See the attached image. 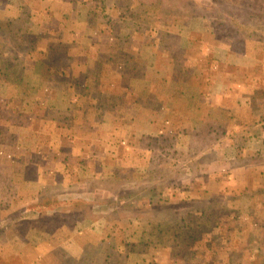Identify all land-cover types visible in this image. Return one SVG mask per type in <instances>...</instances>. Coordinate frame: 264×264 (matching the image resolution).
Wrapping results in <instances>:
<instances>
[{
    "label": "rangeland",
    "instance_id": "374dc122",
    "mask_svg": "<svg viewBox=\"0 0 264 264\" xmlns=\"http://www.w3.org/2000/svg\"><path fill=\"white\" fill-rule=\"evenodd\" d=\"M252 2L0 0V264H264Z\"/></svg>",
    "mask_w": 264,
    "mask_h": 264
},
{
    "label": "crops",
    "instance_id": "0c3cea01",
    "mask_svg": "<svg viewBox=\"0 0 264 264\" xmlns=\"http://www.w3.org/2000/svg\"><path fill=\"white\" fill-rule=\"evenodd\" d=\"M69 230H70V229H69ZM70 231L72 232V229H71ZM70 235H71V234H70ZM69 237H72V236H69ZM73 239H74V237H73V238L66 239V240H68V242L64 243V244H63L60 248H58V249L61 250L64 254H68L67 251H69V253L72 254L71 249H69L72 245H71V243H69V242H71ZM53 253H54V251H53ZM11 255H13V254L7 255L5 258L8 257V259H9V258L11 257ZM34 260H36L38 264H43V263L40 262V259H38V258H35ZM23 264H24V263H23ZM27 264H35V263H27Z\"/></svg>",
    "mask_w": 264,
    "mask_h": 264
},
{
    "label": "trees",
    "instance_id": "16d2710c",
    "mask_svg": "<svg viewBox=\"0 0 264 264\" xmlns=\"http://www.w3.org/2000/svg\"><path fill=\"white\" fill-rule=\"evenodd\" d=\"M257 3V0H253L252 4ZM263 4H264V0H263Z\"/></svg>",
    "mask_w": 264,
    "mask_h": 264
}]
</instances>
